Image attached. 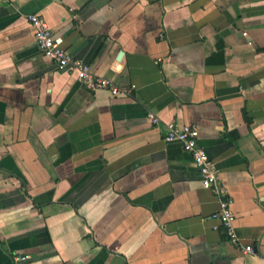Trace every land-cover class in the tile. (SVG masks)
I'll return each instance as SVG.
<instances>
[{
    "label": "crops",
    "instance_id": "obj_1",
    "mask_svg": "<svg viewBox=\"0 0 264 264\" xmlns=\"http://www.w3.org/2000/svg\"><path fill=\"white\" fill-rule=\"evenodd\" d=\"M33 14L129 94L60 71ZM168 123L196 127L240 245ZM0 264H264V0H0Z\"/></svg>",
    "mask_w": 264,
    "mask_h": 264
},
{
    "label": "built area",
    "instance_id": "obj_2",
    "mask_svg": "<svg viewBox=\"0 0 264 264\" xmlns=\"http://www.w3.org/2000/svg\"><path fill=\"white\" fill-rule=\"evenodd\" d=\"M27 21L33 29V36L38 49L45 58L54 62L60 71L74 74L79 84L88 90L109 91L114 97L129 94V90L119 88L113 80L95 75L88 64L73 59L63 47V40L52 35L47 23L40 16L29 15ZM111 68L117 70L119 68L118 63H114ZM147 119L154 126L159 124V119L152 113L147 114ZM163 139L167 143H179L182 149L191 156L201 177L202 188L208 190L218 199V209L210 215V220L217 222L222 227L229 244L232 246L240 245L234 228L235 218L231 210L232 200L227 188L219 180L214 162L198 145L196 127L168 123L165 125ZM242 252L251 254L253 249L250 245H246L242 248Z\"/></svg>",
    "mask_w": 264,
    "mask_h": 264
}]
</instances>
